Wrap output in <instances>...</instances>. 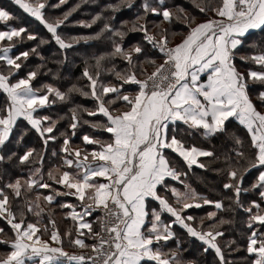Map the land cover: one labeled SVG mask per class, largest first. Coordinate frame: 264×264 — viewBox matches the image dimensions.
Instances as JSON below:
<instances>
[{
  "label": "snow or ice",
  "instance_id": "6c2138e0",
  "mask_svg": "<svg viewBox=\"0 0 264 264\" xmlns=\"http://www.w3.org/2000/svg\"><path fill=\"white\" fill-rule=\"evenodd\" d=\"M46 2L12 0V4L47 29L59 50L72 49L79 39L103 38L110 42L111 51L93 55L94 63L85 61L81 73L85 85L72 83L62 91L53 84H43L41 92L33 86V81L42 65L25 69L30 52L40 56L37 49L10 54L17 42L25 38L35 40L36 35L23 26L0 30V42H3L0 43V90L4 94L0 100V151L6 148L19 118L35 130L45 149L49 141L57 140L54 133L57 122L38 114L39 109L56 100L72 103L68 109L71 113L68 127L73 130V136L82 119L81 112L90 117L101 114L100 120H83V123L110 135L102 140L84 134L81 148L71 144L66 132H60L63 137L60 163L48 169V180L42 171L43 153L27 148L22 155L12 151L7 156L8 161L15 157L22 170L25 165L33 167L28 169L26 178L17 175L13 179L6 170L0 171V219L14 234L9 239L0 238V245L8 249L0 252V264H142L145 260L155 264H196L194 260L180 258L178 239L177 249L162 251L166 242L176 237L173 231L176 224L201 241L205 253L214 250L216 264H232L217 238L224 237L221 226L233 224L234 220L218 217V213L238 210L245 217L250 264H264V43H253L252 50L240 56L242 61L256 65L255 70L249 67L241 72L235 63L250 30L264 32V0H140L139 3L119 0L105 7L113 12L134 8L133 20H122L117 27L113 23L115 17L104 18L103 26L94 36L80 38H64L58 32L71 10L62 18L49 20L44 14ZM59 3L64 4L65 0ZM150 15L158 19L149 21ZM198 16L207 18L198 22ZM12 18L9 10L0 7V21ZM100 19L98 12L91 21L78 23L91 27ZM149 24L156 31H151ZM177 25L179 30H173ZM135 31L142 33L149 51L140 42L124 47L127 33ZM177 35L182 38L174 43ZM39 43L47 41L41 38ZM117 57L126 62L121 70L113 62ZM105 72L114 75L116 83L103 82L101 77ZM73 93L90 98L93 107L73 103ZM253 96L260 108L253 102ZM230 118L247 130L248 151L244 140L229 129ZM193 134L205 141L220 139V153L217 154L215 146L204 148L190 143ZM22 139L23 133L16 143ZM165 150L182 158L188 169L193 165L209 168L210 164L201 162L200 157L219 164L220 167L212 170L223 175L222 188L231 195L209 199L198 193L182 179L187 172L177 170ZM52 155L58 153L53 151ZM4 160L5 156L0 155V162ZM37 161L40 166H34ZM250 170H255L257 175L244 187L245 175ZM170 180L178 181L183 190ZM40 189L49 190L48 194ZM250 192L251 198L242 200V193ZM31 193H35L34 197ZM58 196L76 198L77 203L58 204L60 209L67 210L64 218L74 222L75 235L72 228L61 233L51 215L47 224L40 226L46 211L40 201L51 212ZM204 205L215 210L199 218L186 212ZM96 212L100 213L95 221L98 230L85 219ZM29 214L36 217L34 222L28 219ZM162 214H167V222ZM205 220L212 223L205 224ZM0 233L7 235L3 227ZM65 241L67 246L89 252L70 254Z\"/></svg>",
  "mask_w": 264,
  "mask_h": 264
},
{
  "label": "trees",
  "instance_id": "16d2710c",
  "mask_svg": "<svg viewBox=\"0 0 264 264\" xmlns=\"http://www.w3.org/2000/svg\"><path fill=\"white\" fill-rule=\"evenodd\" d=\"M136 3H139L140 0H135ZM218 2V0H217ZM108 3H119V0H65L64 4H60L59 0H47L46 6L44 9L45 17L49 20L54 18H62L65 12H69L71 10L70 15L63 25L60 26L58 32L62 37L67 38L69 36L72 37H92L99 29L103 26L104 18L113 16L115 17L113 23L115 26H120V21L128 20L131 21L134 19L135 9H127L122 8L117 12H113L111 9H107L105 7ZM53 5H57L53 7ZM79 5V7H76ZM0 7H5L6 10H9L12 13L13 18L7 22L0 21V30H7L8 27H26L28 32L34 33L36 35L35 40H27L26 38L17 42L12 49V55L17 54L20 51L29 50L32 48H36L40 53V56H43L44 59L41 60L40 56H37L35 53L30 52V55L25 62V69L34 68L36 65H42V67L38 71V75L33 81V86L35 88L41 89L43 92L44 89L41 88L43 84H53L55 87L60 88L62 91H66L67 88L72 83H77L79 86H83L86 84V79L81 76L85 61H88L89 64L94 63L91 60L93 55H99L101 52L111 51L110 42L101 38L97 39H79V42L74 44L72 49L64 52L63 50L58 49V45L55 44V41L51 39V34L48 33L47 29L34 17H31L29 14L24 13L18 6L12 4V0H0ZM101 13V19L97 20L95 24H92L91 27H84L78 23V21H91L92 17L96 15V13ZM209 16L212 15L211 12L208 13ZM205 16H198L197 21L202 19H206ZM149 21L158 19V17H154L150 15L148 17ZM131 27V24L128 25ZM149 28L151 31H156L155 28L151 27L149 24ZM175 31L179 30V26H174ZM24 36V34H22ZM43 38L47 41V43L40 44V39ZM182 37L177 35L174 37L173 42H179ZM252 43H264V32L260 30H254L250 32L247 37ZM15 39V38H14ZM140 42L144 47L145 51H149V46L146 45L145 42L142 41V33L128 32L124 38V47L127 48L132 44ZM249 42V41H248ZM3 43V42H0ZM251 43H247V49L241 48L240 52H244L246 50L251 51L250 49ZM244 50V51H243ZM259 51L260 49H255ZM247 54V52H245ZM65 56L67 59H65ZM143 59V57H141ZM116 64V69L121 70L124 68L125 63L120 60V58H115L113 61ZM110 66V65H107ZM147 67V65H145ZM238 68V67H237ZM240 68H238L239 70ZM151 69L149 68V71ZM21 75H24V70L22 69ZM101 79L105 83H116V79L114 75L111 73H102ZM128 86L126 85L125 88ZM4 94L2 90H0V100H3ZM51 98V97H50ZM253 102L256 103L257 107L260 108V104L255 96L252 97ZM73 103L82 104L86 108L93 107V101L90 98H85L80 96L78 93L72 94ZM72 107V103L56 100L55 103L41 108L38 110V114L43 116H50L53 120H55L56 128L54 129V133L57 135V140L49 141L47 148L45 149L42 140L39 135L35 132L34 129L31 128L27 122L20 118L18 119L17 125L14 127L12 133L10 134L9 141L6 142V148L3 151H0V155L5 156V160L0 162V171L6 170L11 174V177L14 179L17 175H22L25 178L28 174V169L33 167V165H25L23 170L17 164V160L14 157L12 161L7 160V156L15 151L18 155H22L27 148H34L38 153H43V166L44 173L47 178V171L52 165H56L60 163V146L63 142V137L59 135L60 132H66L70 137V142L74 147L83 146L82 136L88 132V129L93 132L92 136L97 138V135L100 134L102 137H106L107 139L110 134L106 131L100 129H93L90 124H84L83 120H89L95 122L96 120L101 119V114H97L95 117H90L86 112H81L80 116L82 119L80 120L77 129L75 130V135H72L73 130L68 127L71 122V113L68 111L69 108ZM62 117V118H61ZM230 123H228V127L230 130L235 132L244 140L245 150H249V141L250 137L247 134V130L239 125L238 121L230 118ZM27 129V132H25ZM23 133V139L19 144L16 143L17 139ZM101 138V137H100ZM103 140V139H102ZM190 143L195 144L198 147L211 148L215 146V150L217 154L220 153L222 145L220 139H210L203 140L198 134H193L191 137ZM81 147V148H83ZM91 147V146H90ZM53 151L57 152V156H53ZM168 156L172 160L173 165L177 168V170L181 172H187L186 177H182L186 182L195 189L198 193L203 196L208 197L209 199H221L222 197L231 195L230 192L224 190L222 188V182L224 177L222 174H218L212 169L216 167H220L219 164L212 163L208 158L201 157L199 158L201 162L206 164H210V167L207 169H200L198 166L193 165L191 169H188L186 163L178 156L174 154L168 153ZM40 164L37 161L36 165ZM257 173L255 170H250L249 174L245 175L244 187H248L251 182L254 181ZM175 186L183 189V185H181L178 181H172ZM35 193H31L34 197ZM252 193L244 194L242 193V200H247L251 198ZM225 204L228 203L227 200L224 201ZM41 207H44L46 211L42 214L45 217L49 216V211H47L48 207L43 203V200L40 201ZM247 206V205H246ZM215 210L211 205H204L199 209L192 208L191 214L196 217H204L206 213L209 211ZM54 214L58 213L57 209L52 210ZM164 214H162L163 216ZM223 215L225 219L234 220L233 224H225L221 226V231L224 232V237H218L217 240L220 243L221 247L225 252L226 259L230 260L232 264H250V257L246 252V226L243 223L245 219L242 210H238L237 213H218V217ZM28 219H30V215H28ZM165 221L168 218H163ZM63 220V219H62ZM3 224L4 232L7 234L6 236H1L0 238L9 239L13 236V233L10 231V226L6 224L5 221L0 219ZM67 223L70 224V221L66 219ZM212 223L210 220H205V224ZM71 226V224H70ZM173 231L176 233V237L171 241L166 242V246L162 247V251L165 252L167 248L177 249L176 240L180 241L179 251L180 258L182 260H194L196 264H216V257L214 250L209 249L208 252L203 251V244L201 241L196 239L195 237H190L186 231L178 224L173 225ZM95 230H98L97 228ZM1 235H3L1 233ZM229 240H234V244H228ZM163 243V242H162ZM182 248V249H181ZM232 249H238L236 251H232ZM7 247L5 245H0V252L7 251ZM152 262V263H149ZM155 264L153 261H144L143 264Z\"/></svg>",
  "mask_w": 264,
  "mask_h": 264
},
{
  "label": "rangeland",
  "instance_id": "374dc122",
  "mask_svg": "<svg viewBox=\"0 0 264 264\" xmlns=\"http://www.w3.org/2000/svg\"><path fill=\"white\" fill-rule=\"evenodd\" d=\"M248 35V34H247ZM247 35H246V37H247ZM249 41V42H248ZM247 43H251V45L253 44L248 38H246L245 39V41H244V46H243V48H245V49H247V46H246V44ZM244 51V50H243ZM245 52L246 51H244V52H239L238 54H237V57H236V60H235V63H236V65H237V67L238 68H240L239 69V71H241V72H245L249 67H251V68H253L254 70L257 68V66L256 65H254V64H252L251 62H245V61H242L241 59H240V56L241 55H245ZM262 110H264V109H262ZM86 134H88V135H90V136H92V134H93V132L92 131H90L89 129H88V132L86 133ZM101 137V138H100ZM96 138V137H95ZM97 138H99V139H104V138H106V137H102V135H100V134H98L97 135ZM79 147H83V146H80L79 145ZM171 183V182H170ZM173 184V183H172ZM181 190H183V189H181ZM35 195V194H34ZM191 210L192 209H189V210H186V212H187V214H191ZM30 215V219L29 220H31V221H35L36 220V218H34V215H32V214H29ZM49 215H51V217H52V219H54L55 221H56V225H57V227H58V229L60 230V232L61 233H63L66 229H68V228H72L73 229V234L75 235V231H74V227H72V225L70 226V225H68V223L67 222H65V219L63 218V220H62V217H61V214L60 213H58V215L56 216H54L51 212L49 213ZM64 215V214H63ZM192 215V214H191ZM33 218H34V220H33ZM44 218H46V219H48V217H45L44 216ZM162 218H168V216H167V214H164L163 216H162ZM167 220L168 219H166V222H167ZM64 221V222H63ZM44 224H47V220H44L43 219V221L41 222V227H43L44 226ZM49 226V228H51V225H48ZM0 227H4L3 226V224H2V222L0 221ZM174 230V229H173ZM14 235V234H13ZM1 236H6V235H1V233H0V237ZM172 240V239H171ZM171 240H169V241H171ZM92 242V241H91ZM89 240L87 241V243H91ZM65 246L67 247V249H72V250H79L80 248H78V247H70V246H67V241H65ZM169 249H172V248H167L166 250H165V252L167 253V252H169ZM182 249V248H181ZM81 251H86V250H88V249H80ZM89 251V250H88ZM178 251V250H177ZM180 251V250H179ZM178 251V252H179ZM149 263H152V262H149ZM146 264V263H145Z\"/></svg>",
  "mask_w": 264,
  "mask_h": 264
},
{
  "label": "crops",
  "instance_id": "0c3cea01",
  "mask_svg": "<svg viewBox=\"0 0 264 264\" xmlns=\"http://www.w3.org/2000/svg\"><path fill=\"white\" fill-rule=\"evenodd\" d=\"M252 31H254V30H250V32H252ZM10 54L12 55V50H11V52H10ZM20 119V118H19ZM177 123H179V122H177ZM165 152H166V154L168 155V153H171V154H174L175 156H177L175 153H172L171 152V150H165ZM201 158V157H200ZM182 159V158H181ZM38 166H40V164L38 165ZM42 171L44 172V166L42 167ZM44 179H46V174H45V176H44ZM101 179H103V178H101ZM49 183H52L51 181H48ZM54 187H61V186H58V185H54ZM61 190L62 191H66L65 189H63L62 187H61ZM39 191H41L43 194H45V195H47L48 194V191L49 190H45V189H40ZM64 201H68V202H72V203H77V201H76V198L75 197H71V196H58V197H56V200H55V202L53 203V205L51 206V208H52V210H54V209H57V212L58 213H60L61 214V217H62V219L64 218V212L65 211H67L66 209H64V210H62V209H60L59 207H58V204L59 203H62V202H64ZM43 203H44V201H43ZM45 204V203H44ZM46 205V204H45ZM78 211H79V209H78ZM51 213L55 216H57L58 215V213H56V214H54L52 211H51ZM100 213L99 212H96V213H94L93 214V216H91V217H85V219L86 220H90L91 222H93V228H94V230L97 228L98 229V225L95 223V221H96V216L97 215H99ZM34 218H36L35 216H34ZM34 218H33V220H34ZM65 219V218H64ZM69 221H70V224L72 225V227H74L75 228V224H74V222L71 220V218H67ZM44 220H47L46 218H44ZM64 222V221H63ZM65 222H67L66 221V219H65ZM70 224H68V225H70ZM83 232H87V229H83L82 230ZM87 241L88 240H86V243H87ZM90 241V240H89ZM91 242V241H90ZM66 247V246H65ZM66 251H68L70 254H80V252H82L80 249L79 250H70V249H67V247H66ZM145 261H148V260H145ZM143 262L144 261H142V264H143Z\"/></svg>",
  "mask_w": 264,
  "mask_h": 264
},
{
  "label": "built area",
  "instance_id": "2783aa9c",
  "mask_svg": "<svg viewBox=\"0 0 264 264\" xmlns=\"http://www.w3.org/2000/svg\"><path fill=\"white\" fill-rule=\"evenodd\" d=\"M82 252L87 254L89 251H88V250H86V251H82ZM82 252H80V253H82Z\"/></svg>",
  "mask_w": 264,
  "mask_h": 264
}]
</instances>
